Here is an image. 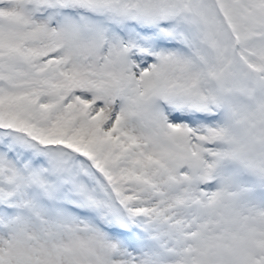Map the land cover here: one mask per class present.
Instances as JSON below:
<instances>
[{"label": "snow or ice", "instance_id": "obj_1", "mask_svg": "<svg viewBox=\"0 0 264 264\" xmlns=\"http://www.w3.org/2000/svg\"><path fill=\"white\" fill-rule=\"evenodd\" d=\"M0 264H264V0H0Z\"/></svg>", "mask_w": 264, "mask_h": 264}]
</instances>
